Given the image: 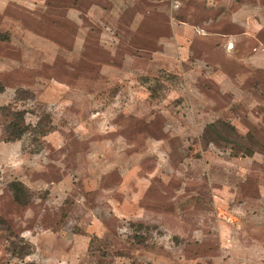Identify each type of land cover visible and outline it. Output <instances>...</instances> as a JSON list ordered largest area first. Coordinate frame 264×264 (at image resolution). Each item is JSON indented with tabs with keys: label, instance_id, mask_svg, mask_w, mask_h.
I'll list each match as a JSON object with an SVG mask.
<instances>
[{
	"label": "rangeland",
	"instance_id": "374dc122",
	"mask_svg": "<svg viewBox=\"0 0 264 264\" xmlns=\"http://www.w3.org/2000/svg\"><path fill=\"white\" fill-rule=\"evenodd\" d=\"M0 264H264V0H0Z\"/></svg>",
	"mask_w": 264,
	"mask_h": 264
},
{
	"label": "trees",
	"instance_id": "16d2710c",
	"mask_svg": "<svg viewBox=\"0 0 264 264\" xmlns=\"http://www.w3.org/2000/svg\"><path fill=\"white\" fill-rule=\"evenodd\" d=\"M16 117L17 118H15V120L11 121L9 123V125H8V128H11L13 126V128H16L17 129L16 131H14V134L12 136H10L12 139L19 138L23 134V132L25 130V128H23V127L21 128L18 125V119L21 118V115L20 116H16ZM210 126H213V125H210Z\"/></svg>",
	"mask_w": 264,
	"mask_h": 264
}]
</instances>
